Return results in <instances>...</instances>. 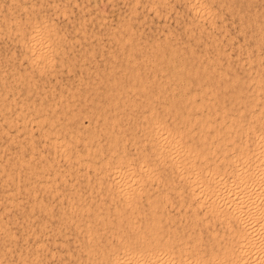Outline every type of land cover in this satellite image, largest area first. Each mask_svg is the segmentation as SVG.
Listing matches in <instances>:
<instances>
[{"label": "bare ground", "instance_id": "1", "mask_svg": "<svg viewBox=\"0 0 264 264\" xmlns=\"http://www.w3.org/2000/svg\"><path fill=\"white\" fill-rule=\"evenodd\" d=\"M71 1L7 0L5 8L0 9V32L12 33L23 63L21 73L12 66L8 70L9 85L2 82L6 79V69L0 71V133H6V139L18 146L8 166H0L4 178L0 181L10 180L13 191L21 187L13 163L24 168L26 184L23 187L31 186L32 194L34 187L50 194L57 193L59 186L56 182L63 188L72 187V183L79 179L93 182L91 189L96 190L95 195L98 194L100 202L95 201L96 197L91 204L80 201L74 207L77 212L68 211L61 217L79 237L80 260L75 259L74 264H264V35L253 34L263 28L262 22L250 15L245 18L246 11H241L238 4V8L232 7V0L231 3L229 0H183L191 16L190 27L184 30L198 33L194 41H199L201 34L207 39L200 41V50L194 46L195 50L190 44L180 52L181 48L167 43L165 51L162 47L161 51L155 49L153 52V44V49L150 46L154 53L150 56L151 64L148 61L143 65L153 67L151 80H148L149 75L142 80L140 72L130 69V80L119 82L118 78L121 80L127 71L123 75L118 74L117 79V73L113 71L114 74L108 78H111V84L117 80L120 85L113 93L105 92L104 100L110 106L108 109L97 108L88 101V108H83L87 98L81 100V94L75 92H68L59 104L55 103V99L42 101L38 94L36 97L40 101L35 103L34 99L38 98L30 92L35 94L36 80L30 73L53 72L54 58L66 40L51 15L49 17L45 12V4L50 7L49 10L64 16L69 13V5L75 3ZM243 1L247 6L251 2ZM169 3L166 0H150L149 9L158 6L168 8ZM220 7H226L227 14L230 11L229 17L231 14L236 16L232 19H240V26H237L240 32L244 24L254 29L253 33L248 32L255 52L249 50L250 54L243 56L237 65L235 63L236 67L244 62L241 63L242 67L246 66L243 67L246 69L243 70L246 73L244 76L232 68L234 58L230 59L224 50L226 46L222 49L221 42L218 43L216 34L212 33V29L220 32L222 29L223 32L226 26L224 17L221 18L218 11ZM80 26L81 30L83 27ZM238 32L235 31L236 36ZM129 33V29L120 33L119 48L124 47L127 42L124 37ZM128 38V42L132 40L131 36ZM198 41L195 43L198 44ZM210 45L211 51L207 50ZM137 46V43L131 42L127 46V56L122 54L124 64L135 65V57H130ZM235 47H232L233 50ZM242 51L241 57L246 52L242 54ZM143 58L147 61L149 57ZM238 68L240 70L241 67ZM147 71L144 74H149ZM14 94H17L18 100L14 99ZM84 114L88 117L87 126L92 128L87 129L82 124ZM129 119L132 124H128ZM126 123L138 126V131L125 126ZM4 126L12 128L13 132L8 133L9 129L5 132ZM33 131L44 151L33 150L36 143ZM77 143L81 145L80 150ZM26 145L31 152H37L36 155L32 153L25 158L22 148ZM45 150L65 165L53 163V158L44 154ZM10 163L12 167H9ZM79 198L76 196V200ZM72 202H67L69 208ZM35 203L42 212L47 211L45 203ZM109 203L115 206L111 208L107 205ZM175 204L182 206V212L187 214V226L182 227L185 230L171 225L176 216L171 219L172 214L167 213L166 206ZM33 205L29 203L31 207ZM104 205L113 211L110 213V208ZM208 225L211 227L208 228ZM0 228L4 230L1 224ZM43 229L45 226L40 228L42 233ZM103 237L104 245L101 241ZM40 243L41 240L33 242L35 251L43 247ZM5 248L3 244L0 264H11L6 259L8 249ZM20 251L17 253V264H24L27 254ZM30 255L33 256V252Z\"/></svg>", "mask_w": 264, "mask_h": 264}, {"label": "rangeland", "instance_id": "2", "mask_svg": "<svg viewBox=\"0 0 264 264\" xmlns=\"http://www.w3.org/2000/svg\"><path fill=\"white\" fill-rule=\"evenodd\" d=\"M6 1L0 0V3H1L0 9L5 8V6L7 5ZM47 1H51V0H47ZM149 1L150 0H130V1L129 0H75V1L72 0L71 1L72 4L74 2L75 3L73 5H69V11H68L69 13H66L64 16H62L61 14L55 13L52 10H49L50 7L45 4L46 8L44 6L43 9L45 8L44 10L47 14H49L48 16L50 17V15H51V19H54L53 21H54L55 25H57L58 30L66 38V40L64 41L65 43L63 42L62 46H60V51L58 52L57 56L54 58L55 59L54 60V69L55 70H53V72L52 71L49 72L47 70L45 72L40 73V75H35L34 72L30 73L33 76V78L36 80V81L34 80L36 83V88L34 89L35 94L31 93V92H30V94H33L34 98H38L36 96L38 94H40L42 97L41 100L45 101V102L47 101V99H55V103L59 104V101L60 100L64 101L66 98L65 96H68V94L70 92H72V93L75 92V93H79V95L81 94L79 96V98L82 97L81 100H83L84 98H87L85 104H83V106H82L83 108H88V107H86V104L88 105V103H87V101H88L89 103L91 102V104H94L97 108L103 107L102 109H108L110 106L108 104H106V102L104 100L105 99V96H104L105 92L106 93L107 92L113 93V92H115V87L117 85H120L118 82H116L117 80L115 81V84L113 82L111 84V80H110L111 78H108L110 74L113 75L114 72L116 71L115 73H117V74H115L116 75L115 77L117 79V76L123 75L124 72L127 71V75L121 76V80L118 78L119 82L123 81L124 83H126L130 80L128 73L131 70H133L136 72H140L142 80H146L148 75L150 78L148 80H151V76H152V72H153L151 69L153 67L151 65L148 66V64L146 65V67L143 65L148 63V61L150 60V56H154L153 52L156 51L155 49H158V51H161V48L163 47L162 50L165 51L164 49H165V45L167 43L174 45V46H177V48L179 47L178 49L181 48L179 50L180 52L182 50L184 51L185 47H189L190 44L194 49H195V47H196V49L198 48L197 50H200V48H202L201 44H199L200 41L201 42L207 41L205 36H202L204 34H201L199 41H198V39L197 40L195 39V41H194V38H195L194 36H196L198 33L195 30H191L190 33L186 32L184 30V28L190 27V25H189L190 21L189 20L191 19V16L189 15V10L186 7L185 2L183 0H180V1L179 0H168V1L166 0V2H168V3L170 1V3H169L170 6L168 8H161L158 6L155 9L153 7H152V9L151 8L149 9ZM229 1H230V3L233 1L232 5H231L232 7L238 8V6H239V9L241 11H246V14L244 13L245 18L248 15H250L251 18L256 17L257 21H259V23L262 22V26H263L262 29L254 31V29L252 30L251 27L244 24V26H245L244 27L245 29L243 28L244 33H243V30H241L242 32H240V28L237 27V26H240V24H239L240 19L237 18L238 19L237 20L235 18L236 16L232 15V14H231V17H229L230 11L228 10V14H227L226 13L227 12L226 7H222V9L220 7V9L218 10L220 12V17L221 18L224 17L223 21L226 24V26H225L226 30L223 29V32H222V29H221V32H220V30H217V29L213 30L212 29V33L216 34L217 40H219V42L218 41L217 42L218 43L221 42V48L222 49H224L223 46H226L224 50L227 51V53L230 56V59L234 58V61H233L234 63H232V65H234V66L233 67L231 66V67L234 69L236 68V72L237 73L240 72V73H238L239 75L241 74L240 76H242V75L244 76L246 73L244 74L243 70L244 71L246 70V69H244L246 66H243L244 68L241 66L242 65L241 63H244V62H241L239 64V66L241 67L240 70L238 68L239 66L235 67V63L237 65L239 60L244 58L245 55H247L248 53L250 54L251 50L253 51L254 47H252V42H251L252 37L250 36L249 32L253 33V31H254L253 34L259 33V35H258L259 37L264 35V0H251V2L249 3L248 6L245 3V1H243V0H232V1L229 0ZM237 4H238V6H237ZM235 5L237 7H235ZM82 6H85L86 8H84V7L82 8ZM80 8H81V12H80ZM134 8H136V10ZM156 9H157V11H155ZM164 9H165V11H164ZM151 10H152V12H151ZM166 10H167V12H166ZM95 12H97V13H95ZM164 12H165V14H164ZM224 12H225V16H223ZM247 13H249V14H247ZM95 14H96V16H95ZM130 14H134V15H130ZM160 14H162V15L159 16ZM154 15H156V16H154ZM233 16H235L234 18L238 21L239 25L237 24L236 20H233L234 18L232 19ZM117 17H119V18H117ZM72 18H74V19H72ZM80 18H81V20H80ZM128 19H130V20H128ZM175 20H177V21H175ZM177 22H179V23L177 24ZM233 24L237 28H235V26ZM79 26L81 28L82 27L83 28L80 30L78 28ZM122 27H124L123 30H122ZM110 28H111V30H110ZM125 28L129 29V31H130L128 36L124 37V39L127 40L126 44L127 43L130 44V42H131L132 44L137 43V45H138L136 51L135 52L132 51V55L130 57L131 59H133L135 57L134 58L136 60L135 65L134 64H126V63H125L126 65L124 64L125 58L122 57V54H125L123 56H127V54H128L127 53V51H128L127 46L129 44L128 45L125 44L123 48H119L120 46H118L119 45L118 42L121 40L120 36H122V35H120V33L123 34L126 30ZM2 31L4 34L0 32L1 33V35H0V71H4L6 69L5 71H7V74L5 72V75H6V79L8 81H6V79L3 77L5 79V81L3 80L2 82H4L6 85L7 84L9 85V83H10L9 82L10 68L12 69V67H14L13 69L16 68L15 71H19V73H21L20 71H22L23 63H22L21 57L19 56V49L16 46V42L12 38V33L5 31V30H2ZM114 31H116V32H114ZM218 31L220 32V34ZM224 31L227 32V34L224 33ZM235 31H236V33L239 31L237 36H236ZM112 33H115V35H112ZM222 33H224V35H223L224 38L220 39V37H223ZM239 33L242 35H240ZM8 34H9V36H8ZM166 34H168L169 36ZM171 34L173 35L172 38L170 37ZM245 34H246V36H245ZM192 35H193V37H192ZM129 36H131L132 40H130L128 42V40L130 39V38H128ZM164 36H166V37H164ZM187 36H188V38H187ZM238 36H240V37H238ZM249 36L251 37V39ZM111 37H113L114 40L115 39L116 40L114 41L113 38H111ZM191 37L193 38V40ZM227 38H228V40H227ZM263 38H264V36H263ZM169 39H171V40H169ZM234 39H236V41ZM242 39H244V41ZM245 39H247V40L245 41ZM160 40H161L162 44L160 43ZM156 41H157V44L160 43V44H158L159 46H157ZM164 41H165V44H163ZM168 41L171 43H169ZM192 41H193V43H192ZM196 41H198L197 43L199 45L195 43ZM227 41L229 43L232 42L233 45L231 43L229 44ZM248 41H250V42L248 43ZM233 42H235L237 44H234ZM243 42H245V43H243ZM246 43H247V46H246ZM153 44H154V49H153ZM238 44H239V46H238ZM186 45H188V46H186ZM230 45L233 48L237 45L235 47L236 51L233 50V48ZM90 46H92V47H90ZM97 46H98V48H97ZM150 46L152 47L153 52H151L152 49L150 48ZM207 47H208L207 50L209 49L211 51V48H210L211 45L207 46ZM178 49H177V52H178ZM241 49L243 50L242 54L245 51L247 52V53L245 52L242 55V57L240 55ZM124 50H125V52H124ZM229 51L232 53H230ZM120 52H121V54H120ZM254 52H255V50L253 51V53ZM135 53H137V54L135 55ZM109 54H112V55H109ZM133 54H134V56H133ZM238 54L240 56H237ZM145 56H146V58L149 57L147 61L143 58ZM122 58H123V60L121 61ZM141 61L143 62V64ZM19 62H20V64H19ZM121 62H123V63H121ZM149 64H151L150 61H149ZM118 67H121V69L120 68L118 69ZM127 68L129 69V71ZM263 68H264V63H263ZM1 69H3V70H1ZM149 70H151V71L149 72ZM145 71H147L149 74H144ZM57 80H58V82H57ZM83 80H84V82H83ZM123 82H122V84H124ZM125 89H126V87H125ZM14 95H15L14 96L15 98L14 97L13 98L16 100L17 94H14ZM96 96L98 97V99ZM94 98H95V100H94ZM132 98H134V97H132ZM137 98H136V100H137L136 103L139 102L138 101L139 97L137 96ZM136 100H134V101H136ZM34 101H35V103H37L40 100L38 98L37 100L34 99ZM91 104H89V106H91ZM98 104H100V105H98ZM84 105H85V107H84ZM99 110H101V109H99ZM84 115L82 116V120H81L82 124L84 126L86 125L85 127H87V129L92 128L91 126H87L88 117L86 114H84ZM131 121L132 120L129 119L128 124H132L133 121L132 122ZM1 123L2 122H0V124ZM125 126L130 127V128L132 127L135 131H138L137 130L138 126H135L134 124L133 125H127V123H126ZM4 129H5V132L9 129L7 132L10 134L13 132L12 128L11 129L5 128V126H4ZM33 132H35V131H33ZM36 136L37 135L35 132L34 142L36 141L37 144L36 143L34 144L35 149H33V150H35V151L37 150L39 152V151H42L44 149V147L41 146L39 142H37L38 138H36ZM99 138L102 140V135L99 134ZM77 145H78L77 146L78 150H80L81 145L79 143H77ZM26 146H24V148H22L23 149V155L25 156V158H26V156L28 157L32 153L34 155H36L37 152H34V151L31 152V150L28 149L29 146L28 145H26ZM17 150H18L17 143L11 141L10 139H6V133H3V132L0 133V166L7 167L8 162H10L12 160V157H13L12 154H14L13 152H16ZM44 154L45 155L47 154L46 150H45ZM47 156H49L51 159L53 158L52 159L53 163L57 164V162H59L58 163L59 165H61V166L65 165L59 159H58L59 161H57V158L53 157L51 154H47ZM55 159H56V161H55ZM12 165L15 168V170L17 169L16 173L19 176V181H20L19 185H21V187H19L17 190L13 191V189H11L12 185H11L10 180H6L8 182H5L3 180L0 181V184H1L0 185V224L4 228V230L0 228V240H1L0 241V250L3 247V244L6 246V248L9 245V247L7 248L8 253L6 255L7 261L9 260L11 264H17L18 263L17 258H18V254H19L20 250H22V251H20L21 253L28 255V257H27V255L25 257L24 264H28V263L29 264H74L73 261L75 259H77L79 261L80 260V254L78 253V245H79L78 239H79V237L76 235V231L72 228V226H70L68 223V225H69V227H68L67 222L65 223L64 219L61 217L64 213H65V215L68 214L67 213L68 211L77 212V209L74 207L80 201L85 202L87 204L89 202H90L89 204L94 203L95 201L100 202L99 198H97L98 194L95 195L96 190L94 188L91 189L93 182L91 181V183H90L89 181L87 182V181H82V179H79L78 182H74V184L72 183V187L70 186V187H66V188H63L61 185H59V182H56L55 184L57 186H59L57 193L53 192L50 194V193L45 192L43 189H38V188L34 187L33 188L34 194H32L33 192L30 189L31 186L26 185V188L23 187V184H26L25 183L26 181L24 179V174H25L24 168L21 169L18 167V165H14L13 163H12ZM12 165L10 163L9 167H12ZM2 176H3V173L0 171V180L4 179ZM2 183H4V184L2 185ZM60 187H62V188H60ZM60 189H63V190H60ZM75 191L77 193L76 196L78 198L80 197L77 200H76V196H74ZM6 192H7V195H6ZM68 193H70V194H68ZM71 193L73 194L72 196H74V197L71 196ZM61 195H63V196H61ZM53 196H54V198H52ZM95 197H96V199H95ZM94 199H95V201H94ZM11 200H12V203H11ZM34 200L38 203L40 202V204L45 203L47 206L48 212L47 211L42 212V210L38 209ZM69 200L71 202L74 200V203L72 202L73 205L70 208H69V204L67 203V202H69ZM90 200H92V201H90ZM28 202L30 203V205L34 204L33 207L29 206ZM107 205H109V206L111 205L110 207L113 208L116 205V202H115V205H114V203H109ZM107 205H104V206H107ZM117 205H118V203H117ZM176 205L177 204H175L173 206H169V205L166 206L167 207L166 211H168L167 213L169 215L172 214L171 219L174 218V216H176L175 218L177 221L175 220V218L172 220L174 222V223L173 222L171 223L172 227L177 228L178 230H181L182 227L187 226V223H188L187 218L188 217L186 216L187 214L182 212L183 207L178 206V205L176 206ZM48 206H49V208L51 207V209H49ZM109 206H107V207H109ZM180 207H182V208H180ZM111 208L109 209L110 213L113 211ZM74 209H76V211ZM72 210H74V211H72ZM49 211L51 212V214ZM45 212H47V213H45ZM58 212H60V213H58ZM46 215L48 216L49 219L46 218L47 217ZM181 218H183V219H181ZM58 219H59V221H57ZM60 220L62 221V223ZM182 220H183L184 225H182L183 224L181 222ZM56 222H58V223H56ZM40 225H41V227H40ZM48 225L51 227L49 228ZM58 225L60 227H58ZM44 226H45V229H43L44 230L43 231L44 234H43L42 231H40V228H44ZM178 227H180V228H178ZM210 227H211V225H208V228H210ZM57 228H58V230H57ZM61 228H62V230H61ZM6 229H8V230H6ZM52 229H55V230H52ZM45 230H47L48 232ZM49 230H51V231H49ZM60 230H61V232H60ZM182 230H185V229H182ZM55 231L58 233H54ZM202 231H203V229H202ZM202 231H200V232H202ZM8 232H9V234H7ZM51 232L53 233V235ZM11 233L13 234V238H12ZM202 235L204 236L205 233L202 232ZM103 239H105V237H103L101 240L102 244L103 243L105 244V240H103ZM36 240H41L42 244L41 243L40 244L43 246V247H41V246L38 247L37 248L38 250L36 249L37 251H35V247L33 244V242ZM61 240H63V241H61ZM60 244H62V246ZM31 251L33 252V256L30 255L32 253ZM35 256H37V258ZM34 260L36 261L35 263H34Z\"/></svg>", "mask_w": 264, "mask_h": 264}]
</instances>
